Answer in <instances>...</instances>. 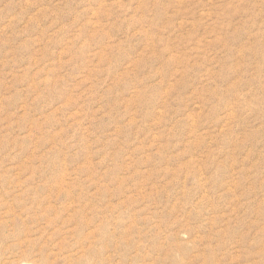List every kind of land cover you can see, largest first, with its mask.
I'll list each match as a JSON object with an SVG mask.
<instances>
[{
	"label": "rangeland",
	"instance_id": "obj_1",
	"mask_svg": "<svg viewBox=\"0 0 264 264\" xmlns=\"http://www.w3.org/2000/svg\"><path fill=\"white\" fill-rule=\"evenodd\" d=\"M264 264V0H0V264Z\"/></svg>",
	"mask_w": 264,
	"mask_h": 264
},
{
	"label": "bare ground",
	"instance_id": "obj_2",
	"mask_svg": "<svg viewBox=\"0 0 264 264\" xmlns=\"http://www.w3.org/2000/svg\"><path fill=\"white\" fill-rule=\"evenodd\" d=\"M23 264L25 263V262H22ZM21 264V263H20ZM27 264V263H26ZM29 264V263H28Z\"/></svg>",
	"mask_w": 264,
	"mask_h": 264
}]
</instances>
